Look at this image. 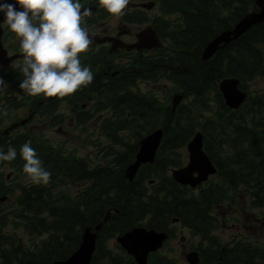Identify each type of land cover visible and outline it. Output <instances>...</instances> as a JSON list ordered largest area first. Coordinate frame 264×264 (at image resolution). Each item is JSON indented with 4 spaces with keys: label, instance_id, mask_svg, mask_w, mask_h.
Returning a JSON list of instances; mask_svg holds the SVG:
<instances>
[{
    "label": "trees",
    "instance_id": "16d2710c",
    "mask_svg": "<svg viewBox=\"0 0 264 264\" xmlns=\"http://www.w3.org/2000/svg\"><path fill=\"white\" fill-rule=\"evenodd\" d=\"M154 1L158 13L153 17L140 7L122 15L126 23L150 20L164 42L154 54L117 50L108 55L105 47L91 49L79 54L81 66L93 72L90 85L56 99L42 94L6 97L8 110L23 106L29 98L30 110L45 117L51 127L65 121L58 110L62 102L68 104L76 127L94 119L99 134L108 140L107 145L95 146H101L102 159L108 160L91 166L87 159L32 131L0 134V152L7 153L10 146L17 151L13 161H0V167L9 170H0V198L12 196L16 204L4 210L0 202V264H53L65 259L79 246L84 227L99 222L89 264H136L119 245L117 250L109 247L108 241L136 226L166 231L173 238V224L188 228L204 243L194 247L199 264H264V247L243 239L221 242L214 234L218 217L212 212L227 200L233 202L241 187L249 192L253 207L264 206V90L249 93L238 109L228 108L218 91V81L225 77L240 79L241 88L248 91L251 81L264 76V22L202 60L206 43L232 27L254 7V0ZM85 4L98 8L92 18L83 19L82 26L111 16L99 0ZM12 47L16 51L20 46ZM22 67L10 72L20 75L4 77L18 97L26 93L19 88ZM138 81L168 82L169 91L182 94V100L172 110L170 98L136 89ZM42 100L46 103L40 105ZM86 101H92L88 109L83 107ZM100 112L105 113L96 119ZM158 127L162 139L153 162L141 165L128 180L125 168L133 161L139 140ZM196 130L202 132L216 177L191 188L180 185L167 170L183 165L180 150ZM126 131L127 138L122 136ZM28 141L51 173L47 184L33 183L23 172L20 149ZM73 184L83 187L71 193L66 188ZM8 225L22 230L29 243L6 231ZM148 263L181 264L161 250L150 253Z\"/></svg>",
    "mask_w": 264,
    "mask_h": 264
},
{
    "label": "clouds",
    "instance_id": "9594fccd",
    "mask_svg": "<svg viewBox=\"0 0 264 264\" xmlns=\"http://www.w3.org/2000/svg\"><path fill=\"white\" fill-rule=\"evenodd\" d=\"M99 4L112 16L120 17L129 0H99ZM0 12L9 29L20 38L24 79L19 88L26 94L66 97L91 84L93 72L82 67L79 59L92 43L89 30L82 26L91 10H82L79 0H16L14 4H0ZM7 87L0 77V90ZM30 145L28 141L20 149L25 161L23 172L33 183L47 184L51 173ZM16 156V149L10 146L7 153L0 152V161L11 162Z\"/></svg>",
    "mask_w": 264,
    "mask_h": 264
},
{
    "label": "rangeland",
    "instance_id": "374dc122",
    "mask_svg": "<svg viewBox=\"0 0 264 264\" xmlns=\"http://www.w3.org/2000/svg\"><path fill=\"white\" fill-rule=\"evenodd\" d=\"M134 7L130 4L126 7V10H130ZM148 15L153 16L157 9L152 7L146 11ZM123 17H106L103 19L95 20V22L90 26V31L107 36H116L119 30L121 32L117 35L125 42L134 41L135 33H137L147 22L143 24H126L123 22ZM123 30V31H122ZM98 37V36H97ZM16 35L13 37L14 43L18 42ZM9 42V41H8ZM106 46V45H105ZM107 47V46H106ZM90 49V47H89ZM88 49V50H89ZM13 50V49H12ZM85 53V52H83ZM171 89L170 83L160 82L157 84L147 83L145 81H138L136 89H141L142 91L152 90L156 96L159 98H170L174 92L169 91ZM249 93H261L264 90V76H258L253 81H251L249 87ZM88 102V101H86ZM92 101H89L84 108H89ZM68 104L62 102L58 105V110L62 111L65 115V121L62 124L49 126L45 117L36 115L32 120L26 122L21 127L16 128L13 133L23 132L25 130L35 131L36 134H40L41 137H47L50 142L55 145L63 146V149L66 151H74L76 154L85 157L91 165H95L98 162L99 157H95L98 153L100 156V148L102 144H107L108 140L99 134V131L96 127L94 119L90 120L86 124L76 127V123L73 121L71 112L69 111ZM28 111L20 110L15 112L12 111L14 117H24L27 115ZM105 112L96 113L95 118L99 119L104 115ZM13 119H8L0 127V131L7 127ZM129 135V132L126 131L122 134L123 137ZM46 138V139H47ZM96 141V142H95ZM96 143L101 144V146H95ZM183 154L185 162L187 161L188 152L185 147L180 150ZM106 159H100V163L105 162ZM0 170L4 173L9 172L6 167H0ZM170 174L169 170H167ZM64 186V185H63ZM59 186L58 188L61 189ZM83 185L73 184L70 185L68 191L71 193L80 190ZM244 188L238 189L234 192L236 198L233 202L230 200L225 201L223 205L218 206L213 209V214L218 217V227L214 230L217 238L221 242L228 241L232 237H241L246 241H250L253 244L264 247V206H252L251 205V196L248 191L243 190ZM18 191H16L17 193ZM2 203L4 210H11L16 204L12 196H8L7 199ZM175 226V237L171 238L161 249L164 253L168 254L171 257H176L181 264H187L185 260V253L194 250L195 244L202 242L199 237L195 234H192L188 228L181 227L179 224H173ZM6 231L13 232L21 237L22 241L29 243V236L24 234L22 230L13 228L12 225H8ZM204 245V243L202 242ZM109 247L113 250H117V243L115 238H111L108 241Z\"/></svg>",
    "mask_w": 264,
    "mask_h": 264
},
{
    "label": "water",
    "instance_id": "95a60500",
    "mask_svg": "<svg viewBox=\"0 0 264 264\" xmlns=\"http://www.w3.org/2000/svg\"><path fill=\"white\" fill-rule=\"evenodd\" d=\"M15 2L16 0H0V4H14ZM254 2L258 9L247 12L236 23H234L232 27L223 30L206 43L201 53L203 60H206L219 48L223 47L228 42L244 33L253 24L264 21V0H254ZM141 5L146 8H150L152 6V2L143 3ZM87 9H90L92 13L95 10V7H87ZM16 10H21L18 4L16 5ZM2 21H4V13L0 12V25ZM89 36L92 40L91 44L95 42L111 41L112 44L110 51L117 47L126 50L137 49L140 51L142 49L159 47L161 44L158 35L150 25L136 33V41L130 43L124 42L119 38L114 37H100L93 33H89ZM5 53L6 51L2 49L0 44V64L7 63L16 56L12 55L9 57H4ZM238 84L239 79L231 77L223 78L218 83V88L223 96L225 104L233 109L238 108L246 97V92L241 90L238 87ZM180 99L181 95H174L172 98L173 109ZM10 128L11 127L8 129ZM8 129H6L5 132ZM161 137L162 130L157 128L140 139L139 149L135 154L134 161L131 162L125 169L126 177L129 180L134 177L141 164L153 161L156 149L160 144ZM186 147L188 150L187 164L183 167L172 169L171 176L174 180L183 185H190L191 187H194L206 180L209 174L214 173L215 166L203 150L202 135L200 132H196L193 135ZM3 199H5V196L1 198V200ZM107 217L108 212L106 213L104 220H106ZM100 226L101 222L95 224L94 227H84L81 235V241L77 249L73 251L67 258L57 260L53 264H89L95 248L97 236L96 230H98ZM166 238L167 234L163 231L146 229L145 227H133L123 234L118 235L116 237V241L123 249L127 251V253L134 257L137 264H147L149 252L159 248ZM185 258L190 264L198 263V253L196 251L188 252L185 255Z\"/></svg>",
    "mask_w": 264,
    "mask_h": 264
},
{
    "label": "flooded vegetation",
    "instance_id": "af4514ba",
    "mask_svg": "<svg viewBox=\"0 0 264 264\" xmlns=\"http://www.w3.org/2000/svg\"><path fill=\"white\" fill-rule=\"evenodd\" d=\"M120 32H121V30L118 31V33H120ZM14 36H15V34L9 29L7 24L5 22H3L2 23L1 41H2V46L6 51L5 56H8V55L14 54V53H17L19 55L18 58H16L15 60H12V61L8 62L7 64L0 65V77H2L4 81H5V79H4L5 76L20 75L19 73L17 74V73H10V72L13 69L15 70V69L20 68L22 66V64H24V53H23L21 47H19L18 50H16V51L12 47L13 45H17V44H19V46H20V40H18V42H16V43H14V41H12ZM17 38L20 39L19 37H17ZM6 84L8 85L7 82H6ZM16 95L17 94H15V91L9 87L0 90V127L8 119H13L10 122V125H11L12 123L13 124L20 123V122L24 121L25 119H27V121H30L34 118V115L36 113L34 111L30 110L29 98L24 99L23 106L18 107L17 109H13L15 112H17L19 110L21 112H24V110L28 111L27 115H25L24 117L16 118V117H14V114H12L13 110H8V107L5 105V102L7 101L6 97L15 96L18 99H21L22 97L29 96L26 93H24L23 95H20V97H18ZM50 98L56 99L57 97H50ZM44 103H46V101L42 100L39 102L40 105H43ZM5 113H7V114L5 115Z\"/></svg>",
    "mask_w": 264,
    "mask_h": 264
}]
</instances>
